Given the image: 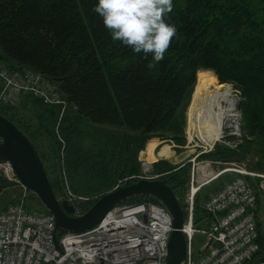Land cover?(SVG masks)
<instances>
[{
	"label": "trees",
	"instance_id": "obj_1",
	"mask_svg": "<svg viewBox=\"0 0 264 264\" xmlns=\"http://www.w3.org/2000/svg\"><path fill=\"white\" fill-rule=\"evenodd\" d=\"M259 1L263 6L260 14L249 0H173L168 22L175 24L177 34L164 59L152 62L151 56L144 59L112 40L102 18L93 11L97 0H0V60L9 69L27 68L58 85L68 102L64 110L68 142L74 139L82 120L119 128L124 130L123 139L115 149H122L135 163L152 136L183 143L187 99L195 84L213 79L203 76L205 72L199 74L201 69L214 71L222 84L233 83L241 89L245 128L251 136H264V0ZM44 110L40 115L42 128L50 120L54 122L58 114L57 107L46 106ZM0 115L32 141L30 127L2 112ZM218 149L203 158L241 165L250 152ZM112 162L102 169L113 163L118 168L127 167L123 159ZM135 166L133 175L139 171ZM154 171L172 188L187 219L189 167L176 169L161 161L154 164ZM245 178L252 185L251 178ZM50 181L59 196L60 184ZM7 185L1 181L0 190ZM202 191L194 199L198 227L207 219L204 204L208 198L202 205ZM95 202L82 206V210L88 211ZM145 202L160 204L145 196L123 205ZM257 224L260 248L248 264H264V234L258 211Z\"/></svg>",
	"mask_w": 264,
	"mask_h": 264
},
{
	"label": "built area",
	"instance_id": "obj_2",
	"mask_svg": "<svg viewBox=\"0 0 264 264\" xmlns=\"http://www.w3.org/2000/svg\"><path fill=\"white\" fill-rule=\"evenodd\" d=\"M41 83L47 91L41 88ZM28 92L45 98L47 103L59 104L55 87L37 73L19 71L12 74L0 60V106L15 104ZM232 135L237 136V133ZM1 166L9 179L16 178L9 164ZM234 172L245 174L240 170ZM223 173L202 183L197 192ZM204 179L192 178L191 191ZM194 197L190 192L188 217L182 228L187 244L183 264L251 262L260 248L258 197L254 187L245 177H236L210 195L204 204L207 219L201 222L202 227L195 223ZM57 199L74 208L73 217L85 214L84 203L78 202L70 192L67 198L57 196ZM81 200L87 202L89 199ZM173 231L169 212L161 204L145 202L118 205L94 228L80 233H62L59 237L52 213L28 210L21 200L0 212V264H167ZM197 235L205 238L199 250L195 247ZM119 247L124 250L123 255L117 250Z\"/></svg>",
	"mask_w": 264,
	"mask_h": 264
},
{
	"label": "rangeland",
	"instance_id": "obj_3",
	"mask_svg": "<svg viewBox=\"0 0 264 264\" xmlns=\"http://www.w3.org/2000/svg\"><path fill=\"white\" fill-rule=\"evenodd\" d=\"M249 2L252 3L260 14L263 7L260 1L249 0ZM259 19H262L261 15ZM4 65L12 74L19 72V69H9L6 64ZM22 71L31 70L22 68ZM203 72H205L203 76H211L213 79L205 78L203 81L199 82L202 76L198 81L199 83H205L206 85L212 83L216 87L229 86L233 91L235 102L234 115L236 116V122L231 118L227 120L224 119V137L216 142L210 149L201 141L197 133L191 136L188 130L187 112L192 102V96L199 83L195 84L184 108V133L181 135L183 143L178 144L174 140H163L160 136H152L146 143L144 149L137 154L136 163L129 157H126L125 154L121 152L122 149H115L118 143L123 139L122 132H124V130L119 128L97 125L82 120L78 123L77 129L73 135L74 139L68 142L64 134L68 127V123L64 121V110L68 102H66L65 95L59 89L58 85L52 83L40 73L35 72L42 77L43 81L55 87L57 93L56 99L59 101V104L47 103L44 100L45 98H38L31 94V92H28L22 95L15 104L1 105L0 112L11 117L14 121L25 123L26 126L32 129L34 133L33 137L31 136L32 141L25 133L24 134L33 144L48 172L50 180L53 182L58 181L60 184L61 189L59 190V196L67 198L70 192L76 197L78 202L84 203L82 205L84 207L87 203L89 204L93 200L96 201L107 193L127 186L130 183H135L142 178L159 177L154 171V164L161 161L167 162L176 169L184 166L189 167L191 182L192 178L196 179V181L205 178L202 182H199L200 184L228 170L230 171L229 173H224L217 180L202 188L201 204L203 205V202H205L210 195L216 193L232 179L249 176L251 178L250 182L259 197L258 220L264 234V155L262 153L264 150V136L260 134L251 136L245 128L243 112L240 109V104L242 102L241 89L233 83L222 84L214 71L204 69L198 71L199 74ZM198 73L197 75L199 76ZM40 86L45 90L42 83ZM46 106L57 107L58 114L55 119L52 118L56 121H54L55 123L50 120L44 125V128H42L40 126V115L45 112L44 108ZM225 108L226 104H222L219 107V112L222 116L224 115ZM43 123L45 122L43 121ZM233 132L237 133V136H233ZM50 133H52V137ZM218 147L232 151L240 150V153H244V151L250 149L249 155H247L248 160L240 165L226 162V160L223 159L212 161L203 158L204 155L216 151ZM153 148H155V157H157L160 150L164 148H169L171 153L165 159L160 157L152 159L148 157L147 153ZM219 150L220 149H218V151ZM121 159H123L127 167L123 165L121 168H118V165L113 163L114 160L118 163ZM110 160H113V164L109 166L110 168H106V170L102 169ZM259 162L260 164L258 165ZM135 165L139 166V171L133 175L131 171L136 167ZM145 165L151 166L152 169L145 171ZM234 170L243 171L245 174L234 172ZM1 181H6L8 185L0 190V212L11 202L21 200L25 202L26 208L33 212L44 213L46 211V208L37 196L31 194V192L30 194L29 192L26 193L25 191L28 190L18 182L17 178L12 177L9 179L0 165V183ZM191 182L189 192H191ZM195 187L197 186L195 185ZM200 192L201 190L198 193ZM81 198L89 200L84 202ZM204 242L205 238L201 235H197L195 238L196 249L199 250Z\"/></svg>",
	"mask_w": 264,
	"mask_h": 264
},
{
	"label": "water",
	"instance_id": "obj_4",
	"mask_svg": "<svg viewBox=\"0 0 264 264\" xmlns=\"http://www.w3.org/2000/svg\"><path fill=\"white\" fill-rule=\"evenodd\" d=\"M10 164L19 182L37 196L56 219V231L80 233L97 226L116 206L136 197H153L169 212L174 231L168 245L167 264H183L187 244L182 232L185 213L172 188L161 180L142 179L102 196L81 217L74 208L60 203L46 168L29 138L9 119L0 115V165Z\"/></svg>",
	"mask_w": 264,
	"mask_h": 264
},
{
	"label": "clouds",
	"instance_id": "obj_5",
	"mask_svg": "<svg viewBox=\"0 0 264 264\" xmlns=\"http://www.w3.org/2000/svg\"><path fill=\"white\" fill-rule=\"evenodd\" d=\"M173 8V0H97L93 11L113 41L160 62L177 34L175 24L168 22Z\"/></svg>",
	"mask_w": 264,
	"mask_h": 264
},
{
	"label": "bare ground",
	"instance_id": "obj_6",
	"mask_svg": "<svg viewBox=\"0 0 264 264\" xmlns=\"http://www.w3.org/2000/svg\"><path fill=\"white\" fill-rule=\"evenodd\" d=\"M222 104H226L223 116L219 112V107ZM234 105L233 91L229 86L216 87L212 83L207 85L205 83H199L192 96V102L187 112L189 134L193 136L194 133H197L201 141L209 149L212 148L216 142L224 137V119L227 120L231 118L236 122ZM154 150L155 148L150 149L147 153L149 158L157 159V157H160L165 159L171 153L169 148H164L161 149L158 156L155 157ZM150 169L151 166L147 165L145 171H149ZM200 185H196L197 187L194 185L192 187V197L195 196L198 186ZM117 250L120 251L122 255L125 253L120 247Z\"/></svg>",
	"mask_w": 264,
	"mask_h": 264
}]
</instances>
